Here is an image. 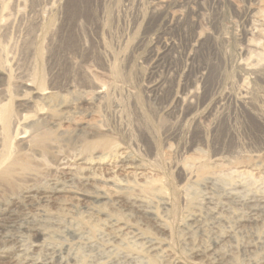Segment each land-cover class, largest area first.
Listing matches in <instances>:
<instances>
[{"label": "bare ground", "instance_id": "obj_1", "mask_svg": "<svg viewBox=\"0 0 264 264\" xmlns=\"http://www.w3.org/2000/svg\"><path fill=\"white\" fill-rule=\"evenodd\" d=\"M246 1L252 3L244 9L235 5L245 58L240 97L234 99L245 116L247 91L257 72H264V2ZM150 5L156 15L168 10L171 27L175 21L184 24L187 14H200L195 8L170 13L167 0ZM200 27L194 19L192 31ZM166 35L160 32L150 42L152 50L162 47L158 54L171 45ZM194 38L196 44L182 39L184 51L202 45V34ZM7 72L0 68V264H186L174 254L173 233L195 259L188 264H264L263 122L244 125L253 135L249 154L227 139L209 140L195 123L189 147H210L213 156H185L174 169L185 181L178 184L156 177V170L119 148L101 124L87 122L84 137L73 135L60 124L76 120L68 115L71 104L56 103L54 87L37 86L33 79L11 85ZM206 72L174 93L165 83L154 91L170 93L187 119L210 95ZM103 87L93 100L104 99ZM11 89L21 99L15 113ZM34 114L38 117L31 119ZM153 145L147 155L158 157ZM105 165L111 174L117 167L131 170L132 177L103 180L98 172ZM37 179L43 180L40 186L30 185Z\"/></svg>", "mask_w": 264, "mask_h": 264}, {"label": "rangeland", "instance_id": "obj_2", "mask_svg": "<svg viewBox=\"0 0 264 264\" xmlns=\"http://www.w3.org/2000/svg\"><path fill=\"white\" fill-rule=\"evenodd\" d=\"M156 1L0 0V68L8 70L11 85L33 79L37 86L54 87L55 102L71 104L70 112L67 107L64 111L76 120L60 124L73 135L84 137L89 131L87 122L101 124L119 148L127 149L136 160L156 170V177L165 176L170 182L182 184L185 181L174 169L185 156H213L210 147H189L188 133L195 123L213 142L222 144L227 139L243 154L254 152L249 145L253 135L245 131L244 125L264 123V72L257 70L247 91L250 108L245 116L234 102L240 97V63L245 58L239 40L241 19L235 5L244 9L252 2L167 0L170 13L200 10L195 18L186 12L184 24L175 21L171 27L168 10L157 15L151 11L150 4ZM194 19L201 24L196 32L191 28ZM160 32H166L171 45L158 54L162 47L152 50L150 42ZM199 34L203 35L202 45L184 51L182 39L190 38L196 44L194 37ZM204 71L209 99L187 119L181 118L170 93L154 91V86L165 83L169 90L174 87V93L187 81L199 79ZM100 86H105V97L97 102L93 96ZM11 96L10 109L15 113L21 99L14 96L13 89ZM225 97L233 101H223ZM37 117L34 114L31 119ZM151 145L157 148L154 151L158 157L147 155ZM109 165L98 172L101 179L132 177L131 170L119 167L111 174ZM41 183L43 180L37 179L30 185ZM173 235L171 245L178 259L186 264L195 260L176 233Z\"/></svg>", "mask_w": 264, "mask_h": 264}]
</instances>
